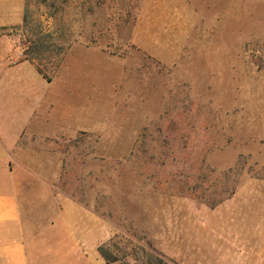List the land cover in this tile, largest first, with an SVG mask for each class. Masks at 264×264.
<instances>
[{
  "label": "rangeland",
  "instance_id": "1",
  "mask_svg": "<svg viewBox=\"0 0 264 264\" xmlns=\"http://www.w3.org/2000/svg\"><path fill=\"white\" fill-rule=\"evenodd\" d=\"M9 69L54 193L117 225L109 261L260 264L264 0H0Z\"/></svg>",
  "mask_w": 264,
  "mask_h": 264
},
{
  "label": "crops",
  "instance_id": "2",
  "mask_svg": "<svg viewBox=\"0 0 264 264\" xmlns=\"http://www.w3.org/2000/svg\"><path fill=\"white\" fill-rule=\"evenodd\" d=\"M4 76L0 85V264H118L100 250L118 233L117 225L92 203L54 193L59 167L45 162L44 115L35 114L22 71L9 69ZM29 125H35L39 150L27 147ZM260 264H264V250Z\"/></svg>",
  "mask_w": 264,
  "mask_h": 264
},
{
  "label": "trees",
  "instance_id": "3",
  "mask_svg": "<svg viewBox=\"0 0 264 264\" xmlns=\"http://www.w3.org/2000/svg\"><path fill=\"white\" fill-rule=\"evenodd\" d=\"M104 255V254H103ZM105 256V255H104ZM105 258H106V256H105Z\"/></svg>",
  "mask_w": 264,
  "mask_h": 264
}]
</instances>
